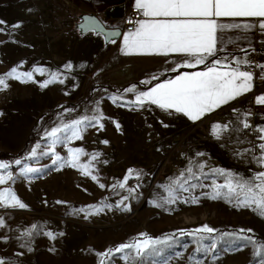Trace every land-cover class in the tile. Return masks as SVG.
I'll list each match as a JSON object with an SVG mask.
<instances>
[{"label":"rangeland","instance_id":"rangeland-1","mask_svg":"<svg viewBox=\"0 0 264 264\" xmlns=\"http://www.w3.org/2000/svg\"><path fill=\"white\" fill-rule=\"evenodd\" d=\"M0 21V76L13 68L33 74L27 82L7 79L8 88L0 91V150L17 153L41 128V139L18 158L21 164L0 160L10 165L0 175L13 176L0 190L11 189L27 205L0 207L5 264H100L98 253L146 237L165 243L142 256L127 249L114 253L105 264H260L256 248L241 237L264 244V217L235 198H210L228 173L233 182L257 173L255 123L253 136L243 126L251 111L243 117L230 109L189 124L138 106L118 75L125 67L103 66L106 44L84 36L81 13L64 0H0ZM53 74L56 82L41 87ZM96 116L103 117V129L93 120L82 139L52 146L47 133L53 128ZM217 124L227 125L219 138L213 134ZM37 144V156L28 158ZM50 147L54 154H41ZM74 148L84 150L79 162L91 161L97 180L62 163ZM56 155L61 162L54 165ZM25 167L40 171L25 173ZM204 225L215 231L181 234Z\"/></svg>","mask_w":264,"mask_h":264},{"label":"snow or ice","instance_id":"snow-or-ice-1","mask_svg":"<svg viewBox=\"0 0 264 264\" xmlns=\"http://www.w3.org/2000/svg\"><path fill=\"white\" fill-rule=\"evenodd\" d=\"M134 8L145 17L135 21L134 30L123 33L121 53L126 56H168L169 54H183L194 58V63L186 62L183 67L193 68L197 65L205 64L206 70L197 72H184L175 79L166 80L152 87L148 91L138 92L135 103L143 107L145 104L155 105L165 112L178 113L187 117L191 121L201 120L206 114L215 111L223 105L229 104L231 101L249 93L253 89L254 74L251 71L241 70L240 65H248L251 62L247 60L233 59L231 63H227L228 57L222 59L217 58L211 61V66L206 64L209 57H216L218 51V43L221 37L218 33H222L226 28H240L239 24L224 25L218 23V18H259V28L264 30V0H135ZM131 22V21H130ZM3 21H0L2 24ZM19 27V25H14ZM82 28L85 25L81 26ZM86 27L89 31H97L100 25L93 19L86 21ZM245 29H251L254 25L245 24ZM2 31V29H0ZM121 33L116 30L108 32L107 36L111 43H115V37ZM223 47L220 48V51ZM232 64L236 66L233 67ZM67 67H70L67 66ZM264 69V65H257ZM175 70V69H174ZM41 74L43 72L41 71ZM32 72L18 73L13 68L9 73L0 76V91L6 90L8 84L7 79L21 80L27 82L32 80ZM23 77V79H22ZM264 78V75L261 76ZM58 77L53 74L51 80L41 84V87H47L49 83L56 82ZM155 79V77L153 78ZM63 83V80L59 81ZM147 83V82H145ZM126 92L136 91L135 86L125 89ZM116 98H113L115 102ZM258 105H264V95L255 98ZM235 111V109H234ZM102 116L83 117L74 120L69 124L61 127H55L47 133L51 137V144L55 146L60 142L69 140L82 139V131L87 126H92V121L103 129V124L99 123ZM88 122L87 124L85 122ZM244 128H250L246 121L243 123ZM119 130V124L116 125ZM227 130V125H214L213 134L219 138L221 133ZM261 133L259 139L264 140V127L258 129ZM107 143V141H104ZM37 144L29 154L28 158L37 156ZM262 155L258 158L257 163L264 167V143L259 144ZM42 155L54 154V147H50L49 152H42ZM86 155L83 149L74 148L69 150V159L63 161L69 167L78 168L84 176H90L93 180L97 177L92 175L91 161L88 164H80V157ZM97 154H93L91 159L96 160ZM202 155V154H200ZM61 162L58 155L53 159V164ZM15 164H21L20 159L14 161ZM10 167L7 162H0V169L6 170ZM203 167V166H201ZM25 173L39 172L40 169L25 167L22 169ZM191 172V169H189ZM132 170H129V175ZM221 174H224L221 170ZM233 174L228 173L225 184L216 186L211 199L224 198L231 200L235 198L239 206L253 207L261 217H264V171L256 173L251 180L237 179L233 182ZM13 180L11 172L6 175H0V185ZM127 177L125 178V183ZM187 181H185L186 183ZM176 183L179 184V181ZM124 184L121 183L120 187ZM196 185H192L195 187ZM104 187V185H100ZM182 187V185H181ZM221 189H227L222 192ZM242 197V199H241ZM173 202V201H169ZM196 199L192 203H196ZM57 203H62L57 201ZM0 207L25 209L27 205L23 203L17 195L9 188L0 190ZM4 226V221L0 219V227ZM36 226L33 225V228ZM215 230L207 225L201 228L184 232L181 234L192 235L194 237L201 233L211 234ZM245 230H241L243 232ZM247 231H251L250 229ZM31 236V232L25 233ZM51 239H55L52 233H46ZM146 237V234H141ZM248 243L253 244L256 248L254 253L260 257V264H264V244H260L253 240L250 236L241 237ZM203 240V236H199ZM165 243L159 239L145 238L136 240L133 243L121 244L114 250L109 249L107 252L98 253L101 257L100 264H105L104 257H108L114 253H123L127 250H134L136 256H142L147 250L155 248L156 245ZM22 247L24 245H21ZM215 244L209 245L214 248ZM31 250V249H29ZM19 255V253H18ZM129 259L128 256L123 257ZM0 264H5V260L0 258Z\"/></svg>","mask_w":264,"mask_h":264},{"label":"crops","instance_id":"crops-1","mask_svg":"<svg viewBox=\"0 0 264 264\" xmlns=\"http://www.w3.org/2000/svg\"><path fill=\"white\" fill-rule=\"evenodd\" d=\"M68 6L77 10L82 14L96 15L105 26L118 29L121 33L120 36L115 37V43H111L110 40L106 41L104 36L94 31H87L84 35L87 38H93L103 46L106 52H109V61L103 62V66H109L110 68L125 67L122 72H118L120 77H125L127 85L130 87L135 86L136 91L132 94V99L135 101L136 95L141 91H148L155 85L163 83L166 80L175 79L178 75L184 72H197L206 70L205 64L197 65L193 68L183 67L186 62L194 63V58L183 54H169L168 56H139L123 55L120 51L123 41V33L127 32L123 28V17L129 12L130 8L134 6L135 0H64ZM145 19V18H144ZM259 18H218V23L224 25L239 24L240 28H226L222 33H218L221 37L218 43V51L216 57H209L206 60V64L211 66L213 59L220 58L223 60L225 56L228 57L227 63H231L233 59L247 60L251 62L248 65L241 64L242 66L254 65L264 75V69L257 67V65H264V30L259 28ZM254 25L251 29H245L243 25ZM134 30V29H133ZM132 31V30H131ZM223 50L220 51V48ZM116 60V63H114ZM235 67V64H232ZM175 69V70H174ZM155 77V79H153ZM150 84L152 81H155ZM147 82V83H145ZM259 95H264V78L260 80L253 79V89L251 92L231 101L229 104L223 105L215 111L206 114L201 120L191 121L187 117L178 113H171L177 119L189 123L197 124L204 119L219 114L222 112H231L240 114L245 117L254 106L258 105L255 102V98ZM144 109H157L158 111L169 114L155 105L145 104ZM235 109V111H234ZM256 134L252 137V142L257 146L256 158L262 155V151L259 148V144L264 143V140L259 139L261 133L258 129L264 127V114L259 118L255 124ZM264 171V167L258 164V172Z\"/></svg>","mask_w":264,"mask_h":264},{"label":"built area","instance_id":"built-area-1","mask_svg":"<svg viewBox=\"0 0 264 264\" xmlns=\"http://www.w3.org/2000/svg\"><path fill=\"white\" fill-rule=\"evenodd\" d=\"M144 18L145 17H143L140 14V12L134 8V6L131 7L129 12L125 15V17L123 19L124 30H126V31L133 30L135 21H138V20H141ZM241 70L251 71L254 74V79L257 81L261 79V73L254 65L242 66ZM263 113H264V107H261V106H258V107L256 106L251 110V112L245 118V121L249 125H251V127L247 128V129L244 128L245 133L250 134L251 136H253L255 134L253 124L255 123V121H257L263 115Z\"/></svg>","mask_w":264,"mask_h":264},{"label":"trees","instance_id":"trees-1","mask_svg":"<svg viewBox=\"0 0 264 264\" xmlns=\"http://www.w3.org/2000/svg\"><path fill=\"white\" fill-rule=\"evenodd\" d=\"M154 82H156V80L152 81L150 84H153ZM55 111L56 110H54V109L50 110V112L52 114H54ZM40 130H41V128H39V129L35 130L33 133H31L28 136L27 140L25 141L24 147L20 151H18L17 153H10L7 151H1L0 150V160L7 161V162H13L16 159L20 158L26 149L30 148L35 142H38L41 139Z\"/></svg>","mask_w":264,"mask_h":264},{"label":"water","instance_id":"water-1","mask_svg":"<svg viewBox=\"0 0 264 264\" xmlns=\"http://www.w3.org/2000/svg\"><path fill=\"white\" fill-rule=\"evenodd\" d=\"M88 19H93V20H95V21H97L99 23L100 28L97 31H94V32L102 34L104 36V38H105L106 41H109L111 39V38H109L107 36V33L108 32H112V31L118 30V29H114V28L105 26V24L101 21V19H99L96 15L85 13V14H82L81 15V22L79 23V28L83 32L89 31V30H87V27H86V21ZM82 25H85V27L82 28L81 27Z\"/></svg>","mask_w":264,"mask_h":264}]
</instances>
